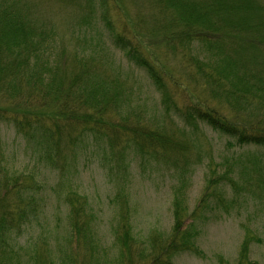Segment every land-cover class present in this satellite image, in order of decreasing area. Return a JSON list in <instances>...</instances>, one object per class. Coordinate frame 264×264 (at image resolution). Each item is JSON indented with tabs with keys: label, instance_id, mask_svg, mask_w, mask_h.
Instances as JSON below:
<instances>
[{
	"label": "trees",
	"instance_id": "1",
	"mask_svg": "<svg viewBox=\"0 0 264 264\" xmlns=\"http://www.w3.org/2000/svg\"><path fill=\"white\" fill-rule=\"evenodd\" d=\"M107 1L69 3L81 4L87 15L99 4L114 48L146 72L168 114L194 133L203 125L229 138V149L264 152V0H144L151 17L140 37L128 34L126 25L120 31L112 26ZM157 44L179 64L181 74L149 60L144 46ZM90 62L78 52L70 59L64 55L54 27L37 19L29 0H0V131L2 124L13 127L38 154L32 168L18 169L0 148V264H175L178 255L200 254L193 221L202 206L189 211L182 174L181 184L173 188L171 229L155 236L149 248L134 241L129 197L118 188L111 199L117 253L102 259L89 198L68 178L69 153L78 154L83 142L104 145L125 180L128 150L143 165L162 155L182 171L186 145L124 115L125 93L112 80L93 74ZM260 157L248 156L252 182H264ZM42 169L55 173L53 191L67 210L64 244L55 251L45 235L33 239L31 233L48 204ZM231 173L211 181L208 188H217L206 196L225 205L216 190L228 185L235 193L232 206L239 204L244 190ZM252 239L247 236L242 243L238 264L248 261Z\"/></svg>",
	"mask_w": 264,
	"mask_h": 264
},
{
	"label": "rangeland",
	"instance_id": "2",
	"mask_svg": "<svg viewBox=\"0 0 264 264\" xmlns=\"http://www.w3.org/2000/svg\"><path fill=\"white\" fill-rule=\"evenodd\" d=\"M41 23H51L56 33L59 49L68 59L75 53L86 55L92 73L103 80L118 84L126 99L123 114L138 119L150 129L173 135L184 141L186 150L180 157L183 170L175 169L162 155L155 162L143 165L135 152L128 150L124 167L125 180L121 169L106 153L105 147L83 142L81 150L69 153V179L78 191L89 198V206L96 216V236L102 259L115 258L112 225L115 222L116 208L111 199L118 188L125 190L132 210L133 237L138 246L149 248L159 234L167 235L172 225L173 188L182 182L187 183L188 207L194 212L199 206L203 211L194 219L197 227V245L200 254L183 253L174 259L175 264H238L242 243L247 236L252 237L248 261L244 264H264V182H252L247 171L248 156L258 154L264 165V152L256 147L229 149L230 139L213 132L203 125L194 133L176 117L168 114L161 105V96L154 88L146 72L127 60L124 53L114 48L113 37L109 36L107 25L103 23L101 9L95 2L92 15H87L81 4L69 0H29ZM144 0H108L110 20L118 31L122 25L127 32L145 33L151 12ZM96 6V7H95ZM149 60H155L165 67H172L175 74H181V67L166 57L157 45L144 46ZM69 63V62H68ZM3 106L0 104V107ZM0 148L9 158L14 168H32L37 161V149L28 145L13 127L2 124ZM258 151V152H257ZM250 166V164H248ZM239 180L243 193L239 204L232 206L234 191L222 185L216 190L225 198L222 205L214 198H208V184L229 172ZM242 170V173L240 171ZM47 187L48 204L40 223L34 227L32 238L45 235L55 251L63 245L67 224V210L61 197L54 191L57 182L55 173L42 169ZM262 182V183H261ZM204 199L207 201L203 203ZM62 241V242H61Z\"/></svg>",
	"mask_w": 264,
	"mask_h": 264
}]
</instances>
